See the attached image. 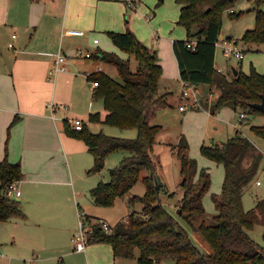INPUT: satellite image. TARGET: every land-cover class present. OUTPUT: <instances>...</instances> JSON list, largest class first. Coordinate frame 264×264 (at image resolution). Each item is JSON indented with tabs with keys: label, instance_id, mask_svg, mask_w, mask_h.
<instances>
[{
	"label": "trees",
	"instance_id": "16d2710c",
	"mask_svg": "<svg viewBox=\"0 0 264 264\" xmlns=\"http://www.w3.org/2000/svg\"><path fill=\"white\" fill-rule=\"evenodd\" d=\"M165 0H157L159 7ZM242 0H176L181 7L177 25L183 27L187 39L175 41L180 78L185 84L195 87L209 86L219 96L211 105L203 104L212 115L223 108L240 111L244 115L264 116V112L253 108L264 99V74L256 67L249 73L242 69L233 78L215 67L216 43L223 29V14L240 17L236 7ZM258 8L255 27L247 30L240 41L245 45H264V0H249ZM233 10V12H231ZM235 12V13H234ZM114 45L124 51L129 59L117 53L97 49L92 60L104 63L117 70L119 80L99 70L88 75L94 87V99L102 100L107 115L90 114L89 123H101L121 130H137V138L112 137L94 133L84 123L82 130H76L65 120L66 133L83 140L94 157V165L88 173L101 172L107 157L116 151L127 156L118 167L109 170V181H101L90 191L95 205L112 207L118 199L130 194L134 186L142 181L146 192L143 196L128 198L129 205L141 203L140 211H133L129 218L119 222L110 232L104 231L98 221L91 227L88 243H107L113 248L116 258L134 259L139 251L137 264H162L173 260L176 264H264V248L253 240L248 231L260 224L264 226V200L246 211L243 207L244 190L255 178L260 167L262 154L255 144L240 130L226 143L206 146L201 152L209 160L224 168V182L220 194L212 195L217 210L213 224L195 222L205 215L203 199L209 192L212 178L206 169L199 171L198 163L188 155L186 136L172 146L181 164L183 198L177 206L180 219L199 233L213 250V254L202 253L191 241L188 231L162 205L161 195L170 193L164 184L156 187L158 166L154 157L157 137L163 127L157 121V114L167 108L170 93L159 90L163 66L155 52L138 39L132 31L108 32ZM195 41L196 50L187 48ZM135 62V64H134ZM251 131L264 139V125L252 126ZM251 163L244 166L245 159ZM146 172V176L142 174ZM22 166L6 158L0 162V223L14 217L27 219L17 199L7 196L8 186L23 179ZM198 176V177H197ZM197 179V180H196ZM86 216L83 214V218Z\"/></svg>",
	"mask_w": 264,
	"mask_h": 264
},
{
	"label": "crops",
	"instance_id": "0c3cea01",
	"mask_svg": "<svg viewBox=\"0 0 264 264\" xmlns=\"http://www.w3.org/2000/svg\"><path fill=\"white\" fill-rule=\"evenodd\" d=\"M129 2L136 3V0H0V162L7 156L11 162L22 166L24 175L18 182L21 190L18 201L27 220L35 226L51 227L59 218L76 219V213L80 221L82 211L77 204L74 171L78 162L92 154L83 140L66 133L65 120L77 118L89 126L90 114L100 113L101 119L106 117L103 102L94 99L95 88L87 77L99 69L112 76L109 71L113 67L77 57L76 53L78 49L94 53L101 49L102 41L110 45L106 36L102 41L96 38L97 32L107 35L108 32L130 31L124 20ZM151 18L149 15L148 19ZM70 29L84 31L85 35H66ZM158 34L155 32V37L152 36L151 46L143 43L157 54L163 66L159 90L170 93L171 98L174 94L169 91L172 79L184 85L173 48L174 42L181 40H170L173 54L171 58L165 57L163 43L169 38L162 39ZM220 37L223 38L222 34ZM95 39L98 43H94ZM226 39L236 42L245 53L260 51L261 45H245L229 36ZM59 52L67 57L66 70L51 74ZM234 70L239 69H233V73ZM201 87H197L199 93ZM181 95L179 112L190 108L212 115L200 97L199 107L193 105L191 99L183 98V91ZM169 104L167 108H173L176 101ZM165 111L166 108L161 109L157 114L159 124L164 123ZM86 166H92V161ZM83 212L89 230L94 224L91 221H104ZM77 232L76 228L71 231L68 238L71 243ZM35 234L49 244L46 247L57 252L51 256L52 261L57 259V264H118L123 259L115 257L110 244L93 243L88 244L84 252H77L73 246L66 253L70 259L65 263L62 256L58 257L61 260L57 258L64 247L56 242V234L40 230ZM39 251L35 261L45 260Z\"/></svg>",
	"mask_w": 264,
	"mask_h": 264
},
{
	"label": "rangeland",
	"instance_id": "374dc122",
	"mask_svg": "<svg viewBox=\"0 0 264 264\" xmlns=\"http://www.w3.org/2000/svg\"><path fill=\"white\" fill-rule=\"evenodd\" d=\"M156 4L157 0H136V8L131 9L127 7V17L124 20L127 21V28L134 32L140 41L145 42L149 46H151L150 41L152 36L153 38L155 37V32H159L158 35L162 39L169 38V41L163 43L162 51L165 57L171 58L173 53L171 51L172 45L170 40H185L187 39V33L183 27L177 25L181 12L176 0H165L159 7H156ZM260 9L264 11V6ZM257 11L258 8L253 5V2L242 0L235 11L238 14L241 13L240 17L234 18L231 17L228 12L224 13L223 29L221 33L223 38L220 37V42L221 39H226V36L241 42L240 39L243 34L247 30H251L255 27ZM149 15L152 16L151 20L148 19ZM105 36L108 38L107 42L110 43V45L102 41ZM95 37L102 41L100 44L102 50L108 52L113 51L124 59H129L127 54L114 45L107 35L97 32ZM232 42L234 41L232 40ZM161 43L162 42H160V44ZM107 48L112 50H108ZM238 48L240 47L238 46ZM155 49H158L157 46ZM259 49L260 51L256 52H244L245 58L241 61L234 55L227 57L223 47L219 44L215 56L217 69L227 75L229 79L234 76L233 69H242L244 72L249 73L251 67H256L257 70L264 73V45H261ZM109 72L113 77L119 80L115 68ZM170 89L169 91L174 94L169 98V101H176V108H166L164 123L160 124L163 125V129L157 137L154 157L158 166L157 172L159 178L163 181L162 183H164L170 193L174 192L175 195L171 197L169 194L163 193L161 195L162 205L167 212L176 218L188 231L192 243L202 253L213 254V250L202 239L200 234L194 232L190 225L182 221L177 212V206L183 198L184 190L180 175V159L177 153L172 152V146L179 143L180 139L178 137L181 136V133H184L189 144L188 155L197 161L199 171L206 169L207 173H210L212 184L209 192L203 199L206 213L204 216L197 218L195 222L201 223L202 221H206L208 224H213V218L217 210L212 195L221 193L225 174L222 165L209 160L202 154L201 147L202 145L209 146L213 143L220 145L226 143L235 135L237 130H240L244 136L248 137L255 144L256 148L261 152L262 158L255 178L244 190L243 194V207L246 211H249L253 209L260 200H264V139L258 138L251 131L252 126L264 125V116L248 115L247 120L241 122V112H236L231 108H223V110L221 109L222 111L220 110L221 112L216 115H211L205 111H191L190 108H187L185 112H179V105L182 101L181 94L182 91L185 90V86L179 81L172 79ZM218 96L219 93L217 91H211L209 86L201 87L199 97L203 104L208 102V105H211ZM201 110L205 109L201 108ZM89 129L94 133H103L112 137L132 140L137 138V130L135 129L121 130L118 127H112L101 123H89ZM126 156L127 153L124 151L113 152L107 157L105 167L101 172L89 174L86 170L92 168L94 159L92 158L93 155L92 157L88 155L87 160H82L81 163H77V168L74 171L77 204H79L81 208V213L84 214L83 210H85L93 217L104 219L111 229H114L119 222L128 219L133 211L138 212L142 209L141 203L129 205L128 198L143 196L145 194L146 189L143 182H138L129 195L125 198L118 199L112 207H100L95 205L92 197L89 195V191L94 188L99 181H109V170L118 167ZM88 161L89 164L92 161V166H86ZM250 163L251 158L247 157L244 161V166H248ZM146 175V172L142 174V176ZM257 181H260L259 185L256 184ZM83 220L85 221V217ZM97 220L91 222L96 223ZM73 228L79 230V214L77 215V213L76 219L59 218L51 227H46L44 224L35 226L31 220L29 221L20 217H14L7 222L0 223V264H57V259L54 261L51 260V256L55 255L57 252L54 249L46 247V245L49 244H47V242L44 243L41 235L37 236L35 234L38 230L45 234H56V242L64 247L63 252H61L62 254H59L57 258L62 256L66 263V261L70 259V256H67L66 253L71 251L73 246H75V243H71L68 239ZM248 234L264 248V226L258 224L250 229ZM38 250H40L39 252H41L42 258H45V260L35 261V258H38L36 255ZM138 256L139 251H136V257L134 259H121L118 261V264H137ZM58 259L61 260V258ZM162 264L176 263L173 260H166Z\"/></svg>",
	"mask_w": 264,
	"mask_h": 264
},
{
	"label": "built area",
	"instance_id": "2783aa9c",
	"mask_svg": "<svg viewBox=\"0 0 264 264\" xmlns=\"http://www.w3.org/2000/svg\"><path fill=\"white\" fill-rule=\"evenodd\" d=\"M128 6L131 9L136 8V3L129 2ZM231 12H233V10ZM65 34L69 36H84L85 32L81 30L70 29V30H67ZM94 43H98V40L95 39ZM219 44L223 47L224 53L227 57H231L232 55H234L239 60L244 59L245 57L244 52L240 48H238L237 44L235 42H232V40L221 39V42H220V39H219L218 42L216 43V47H218ZM186 46L189 49L196 50L197 43L195 41H192V42L187 43ZM76 56L91 59L92 53L88 51H84L82 49H78ZM66 62H67V57L65 56V54H63L62 52H59L55 57L54 67H53L51 74L53 73L57 74L59 72H64L66 70ZM93 85L94 87H97L98 83L94 82ZM184 86H185V90L183 91V97L188 100L191 99L192 101L191 100L190 101L193 105H197L200 107L198 88L195 86L189 85V84H185V83H184ZM243 117L244 115L241 116L242 119ZM84 123L85 122L81 119H77V118L69 119V125L76 130H82ZM256 184L259 185L260 181H257ZM7 196L13 199H18L21 196V190L18 186V182H14L8 186ZM98 223L104 231L110 232L112 230L109 224H107L105 221L100 220L98 221ZM91 232L92 230L91 229L89 230L85 221L83 220V214L80 213L79 230L76 233L75 238H74L75 250L77 252H84L86 250L89 244L88 237Z\"/></svg>",
	"mask_w": 264,
	"mask_h": 264
},
{
	"label": "water",
	"instance_id": "95a60500",
	"mask_svg": "<svg viewBox=\"0 0 264 264\" xmlns=\"http://www.w3.org/2000/svg\"><path fill=\"white\" fill-rule=\"evenodd\" d=\"M236 74H237V71L234 70V75H236ZM252 107H253V108H256V109H259V110H261L262 112H264V99H263V102H262V103H260V104H254ZM156 184H157V185H156L157 188H159L160 185H162V181L160 180L159 177L157 178V183H156Z\"/></svg>",
	"mask_w": 264,
	"mask_h": 264
}]
</instances>
